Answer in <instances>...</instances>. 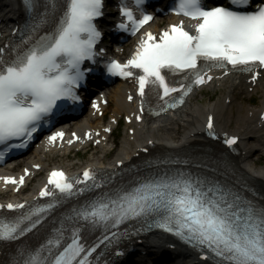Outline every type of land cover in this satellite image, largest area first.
Listing matches in <instances>:
<instances>
[{
    "label": "snow or ice",
    "instance_id": "snow-or-ice-1",
    "mask_svg": "<svg viewBox=\"0 0 264 264\" xmlns=\"http://www.w3.org/2000/svg\"><path fill=\"white\" fill-rule=\"evenodd\" d=\"M141 2L136 0L137 4ZM36 3L37 0H25L29 8ZM232 4L248 5L249 0H232ZM57 6L54 0L52 8L45 9L29 27L24 40L7 56L0 47V144L5 147L13 139L27 142L54 109L80 99L76 89L87 71L82 63L96 55L95 44L101 32L94 18L102 15L103 3L102 0H68L59 22L51 31L41 34L40 25L48 22L49 11L54 12ZM173 10L197 21L195 32L186 30L184 21L170 25L158 38L147 31L125 63L111 59L105 65L107 72L120 76H132V69L140 70L137 79L141 112L145 110L146 86H156L154 90L162 104L168 103L162 97L171 99L169 94L177 91L173 82L166 79L168 74H181L184 82L178 87L186 94L192 85L205 82L212 67L242 66L245 71L264 67V3L253 11H238L233 7H208L203 0H176ZM122 13L132 22V32L153 19L147 13H142L141 18L134 17L133 10L127 6H122ZM119 27L129 28V25L121 22ZM183 98L180 95L179 102ZM164 110L162 107L161 111ZM207 124L211 132V116ZM63 136L62 131H57L49 140L54 142ZM73 136L79 139L75 133ZM237 139L233 135L227 143ZM95 173L96 170L85 168L82 178L99 187ZM3 179L24 182V176L18 181L12 176ZM48 182L58 192L45 185L39 195L52 197L51 202L19 215L0 216V240H16L35 230L44 221L47 210L73 196L74 182L79 184V180L67 177L59 169L51 171ZM84 190V187L75 189ZM4 207L17 209L23 205H0ZM129 220L160 224L190 244L206 246L221 258V264H264V204L258 205L234 185L208 176H193L188 171L143 178L130 186L116 185L70 207L44 243L36 249H19L11 264H91L89 256L97 245H86L83 231L102 228L103 239L109 241L116 238L118 226Z\"/></svg>",
    "mask_w": 264,
    "mask_h": 264
},
{
    "label": "bare ground",
    "instance_id": "bare-ground-1",
    "mask_svg": "<svg viewBox=\"0 0 264 264\" xmlns=\"http://www.w3.org/2000/svg\"><path fill=\"white\" fill-rule=\"evenodd\" d=\"M4 10L9 16L6 20H13L19 17L21 11L20 6L14 0H3ZM217 5V3H212ZM162 18L153 19L148 28L160 30ZM251 75L243 73H232L223 78L216 77L210 86L224 87L223 99L207 102L202 107L192 105L191 99L195 95L193 92L187 97V101L176 110L167 112L163 115L154 117L144 115L143 119H137L138 112L135 101L128 99V89L133 87L130 81H118L106 90L109 105L111 107V120L103 121L102 117L93 114H87L75 122L72 129L79 130L81 134L87 129H91L95 134L93 141H97L96 147L100 149V155L92 158L84 163H79L78 168L93 165L96 167L112 168L117 165L118 161L127 163L130 159L140 154L142 148L146 147L149 141L153 142L154 148L164 150L180 151L190 147H211L213 150H220L222 146L218 141L207 139L202 132V125L209 115L214 116L217 126L221 129L231 131L239 136L236 153H229L234 165L241 172L251 178L255 186L260 191V196L256 200L264 204V164L260 159L255 158L258 152L264 150V117L261 112L264 110V70L261 75L254 81H249ZM253 88V93L250 89ZM262 93L260 103L262 105L248 106L243 111V102L237 94ZM253 98V97H252ZM236 108V112L234 109ZM125 117V118H123ZM129 117L131 119L128 121ZM121 119L126 120L124 127L133 129L132 133H124L120 140L116 142V149L112 153V157L107 159L109 152L112 149L111 137L102 127L114 128ZM230 121L234 122V126H230ZM185 128L183 132L177 135L178 127ZM99 130V133H97ZM114 132V131H113ZM112 132V134H113ZM82 141L74 142L71 146L61 148L46 146L43 142H39L32 154L22 161L23 166L31 169V174L26 178V181L31 182L34 179L39 180L40 176L31 178L32 174H36L42 169L51 170L54 168H66L70 171H75L77 168L74 162H50L54 160L56 155L64 154L70 148L78 149L82 145ZM191 150V149H190ZM104 156H101V154ZM262 153V152H261ZM38 164L40 168L36 170L34 165ZM1 168L0 172H9L13 169ZM22 170V169H21ZM43 181V180H42ZM42 181H39L42 182ZM10 189V190H9ZM0 194H6L8 198L23 199L27 196L24 192L15 193L13 187L0 184ZM141 248L146 250H162L167 245L173 244L174 254L178 255V262L181 264H213L210 261L202 260L198 254L191 248L175 242L170 236L156 231H151L143 239ZM133 245L137 246L136 243ZM0 259L2 255L0 254ZM142 261V256L139 257L136 263Z\"/></svg>",
    "mask_w": 264,
    "mask_h": 264
},
{
    "label": "rangeland",
    "instance_id": "rangeland-1",
    "mask_svg": "<svg viewBox=\"0 0 264 264\" xmlns=\"http://www.w3.org/2000/svg\"><path fill=\"white\" fill-rule=\"evenodd\" d=\"M163 21H164V18L162 19V22ZM165 22L166 21H164V24H165ZM250 92L253 93V89H251ZM223 94H224V87L214 88L212 86H207V87L201 89L195 95L192 96L191 104L192 105L193 104L194 105H198V106L202 107L207 102L217 101L219 98L223 99V96H224ZM237 94L241 97V100L243 102V107H242L243 111L248 106L249 107L250 106H255L256 107L257 105H262V103H260V100L262 98V93H260V92L255 93L254 95H251L250 93L246 94V93H242V92H239ZM234 111L236 112V108L234 109ZM229 125L230 126H234V122L230 121ZM128 129L123 126V121H121L118 124V127L115 130V133L117 134V139H116L117 142L120 140L121 136L124 133L129 132ZM183 130H185V128H183L182 126L178 127L176 134L180 135L183 132ZM115 149H113L108 154L109 157L107 159L112 157V153H113V151ZM32 150L26 155V157H28V156H30L32 154ZM261 152H258L256 154L255 158L260 159V162H262L264 164V150H262ZM104 154L102 153L101 156H104ZM98 155H100V149H98L97 147L94 148L92 146H90V147L89 146H85L83 148L71 149L67 153H64L62 155L58 154V155H56L55 159L54 160L52 159L50 162L54 161L56 163H61V162H71V161H73L74 165L76 167V166L79 165V163H84V162H86L88 160H91L94 157H97Z\"/></svg>",
    "mask_w": 264,
    "mask_h": 264
}]
</instances>
